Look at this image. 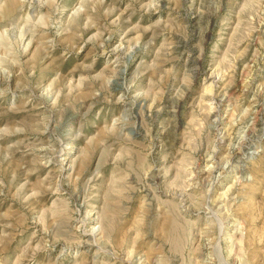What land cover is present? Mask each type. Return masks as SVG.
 I'll use <instances>...</instances> for the list:
<instances>
[{"label":"rangeland","instance_id":"1","mask_svg":"<svg viewBox=\"0 0 264 264\" xmlns=\"http://www.w3.org/2000/svg\"><path fill=\"white\" fill-rule=\"evenodd\" d=\"M0 264H264V0H0Z\"/></svg>","mask_w":264,"mask_h":264}]
</instances>
